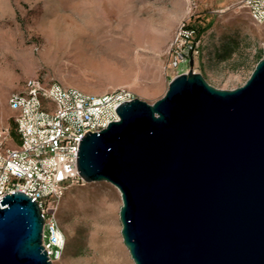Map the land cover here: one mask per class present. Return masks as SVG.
Wrapping results in <instances>:
<instances>
[{
    "label": "water",
    "instance_id": "95a60500",
    "mask_svg": "<svg viewBox=\"0 0 264 264\" xmlns=\"http://www.w3.org/2000/svg\"><path fill=\"white\" fill-rule=\"evenodd\" d=\"M193 67L152 105L122 103L118 121L84 135L79 176L119 192L134 264H264V46L234 90ZM31 199L0 201V264H51Z\"/></svg>",
    "mask_w": 264,
    "mask_h": 264
},
{
    "label": "rangeland",
    "instance_id": "374dc122",
    "mask_svg": "<svg viewBox=\"0 0 264 264\" xmlns=\"http://www.w3.org/2000/svg\"><path fill=\"white\" fill-rule=\"evenodd\" d=\"M241 2L0 0V129L14 125L11 94L34 77L86 94L128 89L152 105L180 72L169 57L183 23L210 24L193 71L219 90L243 86L262 52L264 24L254 23ZM228 43L232 56L218 60ZM121 206L109 183L69 188L58 212L66 248L54 264H134L121 237Z\"/></svg>",
    "mask_w": 264,
    "mask_h": 264
},
{
    "label": "built area",
    "instance_id": "2783aa9c",
    "mask_svg": "<svg viewBox=\"0 0 264 264\" xmlns=\"http://www.w3.org/2000/svg\"><path fill=\"white\" fill-rule=\"evenodd\" d=\"M241 7L254 23L264 24V0H242ZM187 24L171 45L169 67L180 71L175 77L188 73L190 60L200 54L201 41ZM136 98L128 89L86 94L41 77L26 80L22 90L11 94L8 106L17 140L10 127L0 129V201L20 192L37 203L42 247L51 264L62 260L66 248L58 220L61 200L69 188L86 184L77 169L80 141L118 121L115 110Z\"/></svg>",
    "mask_w": 264,
    "mask_h": 264
},
{
    "label": "trees",
    "instance_id": "16d2710c",
    "mask_svg": "<svg viewBox=\"0 0 264 264\" xmlns=\"http://www.w3.org/2000/svg\"><path fill=\"white\" fill-rule=\"evenodd\" d=\"M187 26L195 30L197 39H199L201 41L202 34L204 32H206V30H208V28L210 27V24L205 25L204 27H201L197 23H194V24L188 23ZM230 44L231 43H228L226 46L223 47V49L221 51H218L216 53V57H217L218 60H223V59H226V58H230L232 56L233 49H232ZM199 56H200V54H199ZM199 56L196 57L195 59L197 60L199 58ZM261 58H262V52H261L260 56L258 57V59L256 61V64ZM194 62H195V60H194ZM200 67H201V69L203 68L202 65H200ZM10 128H11V136L13 137V139L17 140V136H16V133H15L14 125L12 127H10Z\"/></svg>",
    "mask_w": 264,
    "mask_h": 264
}]
</instances>
